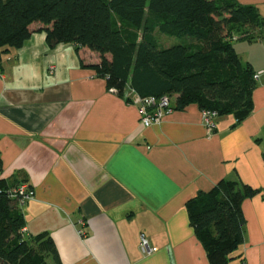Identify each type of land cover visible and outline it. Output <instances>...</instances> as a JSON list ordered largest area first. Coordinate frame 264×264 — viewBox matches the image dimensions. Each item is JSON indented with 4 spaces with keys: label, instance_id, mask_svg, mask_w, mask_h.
I'll use <instances>...</instances> for the list:
<instances>
[{
    "label": "crops",
    "instance_id": "0c3cea01",
    "mask_svg": "<svg viewBox=\"0 0 264 264\" xmlns=\"http://www.w3.org/2000/svg\"><path fill=\"white\" fill-rule=\"evenodd\" d=\"M236 1L264 18V0ZM233 46L257 74L254 106L234 126L231 115L216 117L213 131L196 103L143 127L135 98L108 90L90 66L96 53L49 48L43 31L7 52L1 176H26L34 192L20 207L25 233L48 232L61 264H209L186 203L238 178L259 192L242 202L244 241L230 264H264V37Z\"/></svg>",
    "mask_w": 264,
    "mask_h": 264
},
{
    "label": "trees",
    "instance_id": "16d2710c",
    "mask_svg": "<svg viewBox=\"0 0 264 264\" xmlns=\"http://www.w3.org/2000/svg\"><path fill=\"white\" fill-rule=\"evenodd\" d=\"M49 48L71 43L99 60L90 66L108 90L128 102L136 96H168L172 108L196 103L233 126L253 110L255 71L233 42L264 37V18L236 0H0V71L3 56L20 48L35 30ZM156 32L177 43L161 46ZM214 127H212L213 131ZM0 264H61L49 233L26 234L14 190L26 176H1ZM258 190L238 178L220 179L186 203L190 225L209 264H230L244 241L242 202Z\"/></svg>",
    "mask_w": 264,
    "mask_h": 264
},
{
    "label": "built area",
    "instance_id": "2783aa9c",
    "mask_svg": "<svg viewBox=\"0 0 264 264\" xmlns=\"http://www.w3.org/2000/svg\"><path fill=\"white\" fill-rule=\"evenodd\" d=\"M257 77V74L254 76ZM134 103L137 105L139 122L143 127H149L154 124H159L164 116L172 112V100L168 96L157 97H144L140 98L135 95ZM215 113L209 111H202V118L204 124L211 130L214 127ZM19 194L21 198L18 200V205L21 207L26 201L33 198L34 192L28 187L27 183L19 185L14 190V196ZM140 251L143 254H149L152 249L144 235L140 237Z\"/></svg>",
    "mask_w": 264,
    "mask_h": 264
},
{
    "label": "rangeland",
    "instance_id": "374dc122",
    "mask_svg": "<svg viewBox=\"0 0 264 264\" xmlns=\"http://www.w3.org/2000/svg\"><path fill=\"white\" fill-rule=\"evenodd\" d=\"M157 40H158V43L160 45V47L162 46H169V45H172V44H175L178 42V40L174 37H168V36H165L163 34H160L158 32H156L155 34Z\"/></svg>",
    "mask_w": 264,
    "mask_h": 264
}]
</instances>
